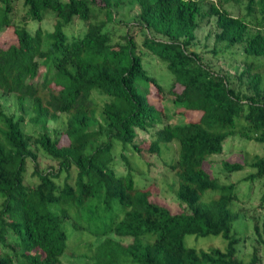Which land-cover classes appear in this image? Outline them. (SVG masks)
Wrapping results in <instances>:
<instances>
[{
	"label": "trees",
	"instance_id": "16d2710c",
	"mask_svg": "<svg viewBox=\"0 0 264 264\" xmlns=\"http://www.w3.org/2000/svg\"><path fill=\"white\" fill-rule=\"evenodd\" d=\"M16 1L0 0V31L12 26L16 35V42L0 45V89L14 93L21 110L0 107V264H56L68 247L72 209L81 215L100 205L113 216L103 228L91 230L98 236L92 264H262L256 245L247 260L238 253L244 237L234 229L243 218L233 207L237 182L220 183L205 163L223 150L225 139L240 134L241 119L246 132L254 133L247 138L264 142V73L255 61L264 57V0H246L244 15L261 16L255 24L225 6L242 0H133L135 23L145 33L142 44L173 75L168 92L178 116L148 98L150 84L159 90L162 85L143 65L133 34L125 31L122 41L112 42L106 22L117 11L110 16L108 10L128 0H21L25 16L14 20ZM47 9L55 14L53 29L39 25L31 32L28 21H40ZM75 19L85 29L68 36L63 27ZM211 20L215 44L241 45V69L211 68L191 48L196 29ZM96 94L104 95L100 105ZM28 109V120L40 129L36 133L24 128ZM62 113L65 124L51 133L49 122ZM63 135L68 142L60 143ZM147 138L148 145L141 147ZM171 141L177 154L167 164L177 178L178 212L150 198L148 187L136 185L129 160L143 149L160 154ZM38 148L56 168L39 167ZM117 159L129 170L118 173ZM28 160L38 177L33 184L25 183ZM221 164L229 172L248 166L243 179L261 183L264 207V155ZM62 171L67 178L59 183ZM207 189L217 195L202 199ZM253 230L264 246V220L255 221ZM186 234L221 235L226 245L189 246Z\"/></svg>",
	"mask_w": 264,
	"mask_h": 264
},
{
	"label": "rangeland",
	"instance_id": "374dc122",
	"mask_svg": "<svg viewBox=\"0 0 264 264\" xmlns=\"http://www.w3.org/2000/svg\"><path fill=\"white\" fill-rule=\"evenodd\" d=\"M246 0H242L239 3L229 1L225 3V6L232 12L238 15L245 16L250 23L255 24L258 19L261 18L260 14L257 17L251 15H244ZM15 10V11H14ZM138 10L136 2L129 1L117 7L116 9L108 10L109 15H113L116 12L115 19L108 20L106 22V28L112 37V42L122 41L125 31L133 34L138 48L142 50L141 57L143 65L147 68L150 75H152L157 82L162 85V89H157L156 86L150 84L147 89V96L152 103L158 108L168 107L170 113L174 116L179 115L176 113V109L172 105V94L168 92V86L173 78L172 73L167 69L166 64L161 59L157 58L150 50H148L143 44L142 39L144 36L143 28L135 23L134 15ZM12 19L18 20L25 16V11L21 5V0L16 1L13 8ZM102 17V14L101 16ZM55 21V14L52 9H47L45 16L40 21L30 19L27 27L31 32L39 25L49 31L53 29ZM86 24L81 19H75L70 25H65L63 30L68 36L78 35L85 29ZM215 25L213 20L208 24L200 25L196 29V40L191 46L192 49L197 51L204 62H206L211 68L223 70H229L233 72L234 65H238L239 69L244 65V55L241 45L236 44L233 47L226 48L220 44H215L214 40ZM16 42V35L12 26H6L0 31V45L7 46L10 43ZM216 46L218 48L217 53H213L211 49ZM256 64L259 66V70L264 73V57L256 58ZM41 70H44L42 65ZM175 89H180V85L175 86ZM14 93H3L0 89V107L9 112L18 114L21 112L17 99L13 95ZM97 102L100 105L104 95L96 94ZM32 112L28 109L25 115L24 128L28 132L36 133L40 130L37 125H34L28 120ZM182 116L185 119L191 118V113L183 112ZM174 120L175 118H170ZM245 122L241 119L237 125L239 133L233 136H229L223 142V150L220 153H215L208 156V160L205 163V168L213 175L217 176L220 183H226L230 181L237 182V195L233 203L235 209H239L243 213V218L239 222L234 223V229L239 232V235L244 237V240L238 246V253L247 260L253 251L254 245L258 248V255L261 257V263L264 264V246L261 243H257L255 240V234L253 230V224L257 221L259 224L264 220V207L259 204V196L261 193V183L255 181L250 184V181H246L243 177L251 170L248 166L243 169L235 170L232 172L227 171L221 164L222 160L229 161H251L258 156L264 155V142L256 140L254 138L249 139L254 133H247L244 129ZM65 124V114H60V117L55 121L49 122V131L52 133L54 129L62 127ZM249 134V135H247ZM141 135L139 136V138ZM68 142L66 135H63L60 139V143ZM148 145V138L141 140V147ZM39 162V167L43 170L50 168L51 166L56 168L57 163L51 158L47 157L41 149H35ZM177 154V143L171 141L163 144L160 154H151L145 149L140 152H134L130 154L129 160L132 165V173L137 186L148 187L150 190V198L164 203L170 207L173 212L182 210V206L179 203L175 195L177 188V178L173 170L168 167V162ZM124 162L121 159H117L113 164L115 170L119 172H126L128 167H124ZM75 172L72 169L69 181L74 179ZM67 178L66 172L62 171L57 177L59 183H63ZM38 180L37 175L33 174V163L31 160L27 161L25 170V183L33 184ZM215 190L207 189L202 194V199L206 200L212 196L217 195ZM1 206V198H0ZM88 207V206H87ZM90 208V207H89ZM71 218L68 220V247L64 254L55 260L56 264H92L90 254L94 250L97 234L92 233L91 230L95 228H103L109 219L113 216L111 210L102 212V205L94 211L92 208L84 210L81 215L75 213V208L72 209ZM75 214V215H74ZM76 215H79L76 216ZM84 225L83 227L73 225ZM185 243L189 246H196L199 248H208L210 246L225 247L226 240L221 235L208 234V235H195L186 234ZM126 264H137L135 262H128Z\"/></svg>",
	"mask_w": 264,
	"mask_h": 264
}]
</instances>
